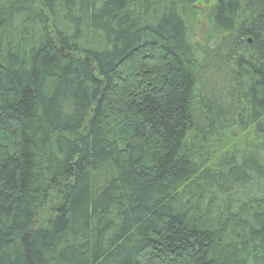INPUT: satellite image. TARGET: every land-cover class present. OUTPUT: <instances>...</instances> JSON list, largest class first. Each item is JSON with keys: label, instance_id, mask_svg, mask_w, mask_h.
<instances>
[{"label": "trees", "instance_id": "obj_1", "mask_svg": "<svg viewBox=\"0 0 264 264\" xmlns=\"http://www.w3.org/2000/svg\"><path fill=\"white\" fill-rule=\"evenodd\" d=\"M0 0V264H264V0Z\"/></svg>", "mask_w": 264, "mask_h": 264}, {"label": "rangeland", "instance_id": "obj_2", "mask_svg": "<svg viewBox=\"0 0 264 264\" xmlns=\"http://www.w3.org/2000/svg\"><path fill=\"white\" fill-rule=\"evenodd\" d=\"M213 2L214 0H202L194 6V15L192 16L190 24L194 39L202 43H209L211 41V36L208 33L210 32L209 22ZM210 142L213 147V156L214 154L219 155L227 148L236 146L239 148L254 147L264 152V141L255 140L253 142L251 136L239 134L236 131L227 132L222 137H216Z\"/></svg>", "mask_w": 264, "mask_h": 264}]
</instances>
